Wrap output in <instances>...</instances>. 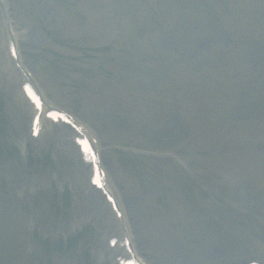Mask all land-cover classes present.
I'll list each match as a JSON object with an SVG mask.
<instances>
[{
    "label": "rangeland",
    "instance_id": "1",
    "mask_svg": "<svg viewBox=\"0 0 264 264\" xmlns=\"http://www.w3.org/2000/svg\"><path fill=\"white\" fill-rule=\"evenodd\" d=\"M191 1L0 0V264L85 226L50 264L127 258L72 128L30 136L24 76L87 130L149 264H264V0Z\"/></svg>",
    "mask_w": 264,
    "mask_h": 264
},
{
    "label": "bare ground",
    "instance_id": "2",
    "mask_svg": "<svg viewBox=\"0 0 264 264\" xmlns=\"http://www.w3.org/2000/svg\"><path fill=\"white\" fill-rule=\"evenodd\" d=\"M117 119V118H116ZM170 253V252H169Z\"/></svg>",
    "mask_w": 264,
    "mask_h": 264
}]
</instances>
